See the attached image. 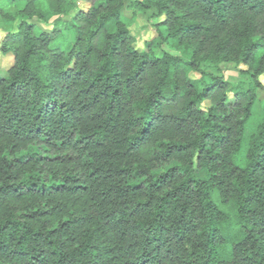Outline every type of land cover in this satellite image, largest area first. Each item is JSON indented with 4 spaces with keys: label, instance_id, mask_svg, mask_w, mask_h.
<instances>
[{
    "label": "trees",
    "instance_id": "1",
    "mask_svg": "<svg viewBox=\"0 0 264 264\" xmlns=\"http://www.w3.org/2000/svg\"><path fill=\"white\" fill-rule=\"evenodd\" d=\"M125 1L0 9V264H264V107L200 67L264 88V0H136L143 49Z\"/></svg>",
    "mask_w": 264,
    "mask_h": 264
},
{
    "label": "rangeland",
    "instance_id": "2",
    "mask_svg": "<svg viewBox=\"0 0 264 264\" xmlns=\"http://www.w3.org/2000/svg\"><path fill=\"white\" fill-rule=\"evenodd\" d=\"M136 0H126L123 9L121 10L122 21L128 26L129 30L135 37V46L138 49L144 48V42L157 35L156 25L162 17H152L151 11L144 12L139 10L134 2ZM8 0H0V9L9 10L11 5L8 6ZM79 7L86 9L90 5V0H78ZM44 21L36 20V24L43 30H51L54 27L59 28V35L55 39V44L65 47L68 42L73 40L74 32L71 28H68V23L71 20L72 13L59 16L57 19L55 16L46 14ZM4 29H0V40L4 37ZM164 51L174 55H178L179 51L170 47L167 43H161L159 47H156L154 52L160 56ZM13 57L11 54L0 53V71H5L12 63ZM201 69L208 72H214L221 74L225 79L241 83L245 88H251L256 94V100L254 103V116L251 124L259 118L261 109L264 107V88H256L248 76H241L238 69H245L243 65L236 66L232 61L212 60L203 62L200 65ZM195 77L198 74L195 72L190 73ZM259 81L264 84V74L259 76Z\"/></svg>",
    "mask_w": 264,
    "mask_h": 264
}]
</instances>
